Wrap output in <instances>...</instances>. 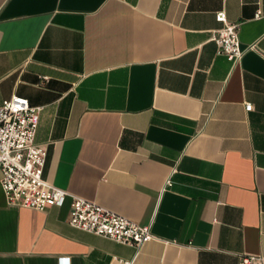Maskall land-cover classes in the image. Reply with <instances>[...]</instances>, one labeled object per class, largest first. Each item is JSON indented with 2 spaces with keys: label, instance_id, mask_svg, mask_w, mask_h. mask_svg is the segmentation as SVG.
Listing matches in <instances>:
<instances>
[{
  "label": "crops",
  "instance_id": "crops-1",
  "mask_svg": "<svg viewBox=\"0 0 264 264\" xmlns=\"http://www.w3.org/2000/svg\"><path fill=\"white\" fill-rule=\"evenodd\" d=\"M221 10L254 44L236 62L210 40ZM12 96L41 107L43 178L154 238L74 228L70 198L34 210L0 186V264L264 256V0H0V105Z\"/></svg>",
  "mask_w": 264,
  "mask_h": 264
},
{
  "label": "built area",
  "instance_id": "built-area-1",
  "mask_svg": "<svg viewBox=\"0 0 264 264\" xmlns=\"http://www.w3.org/2000/svg\"><path fill=\"white\" fill-rule=\"evenodd\" d=\"M215 20L221 25L211 30L210 40L218 54L236 62L245 50L254 49V44L241 48L238 25L227 21L224 10L215 13ZM44 80L46 77H42ZM251 109L252 104L246 103L245 110ZM40 110L21 96H12L0 105V186L6 203L41 211L48 206H62L70 198V226L137 248L152 240L148 225H139L43 178L46 147L35 142ZM240 263L264 264V256L245 254Z\"/></svg>",
  "mask_w": 264,
  "mask_h": 264
}]
</instances>
